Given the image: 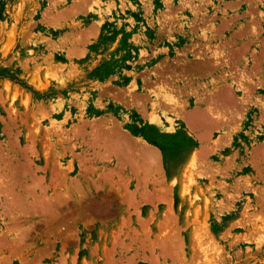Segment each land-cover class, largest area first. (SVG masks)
<instances>
[{
  "label": "rangeland",
  "instance_id": "rangeland-1",
  "mask_svg": "<svg viewBox=\"0 0 264 264\" xmlns=\"http://www.w3.org/2000/svg\"><path fill=\"white\" fill-rule=\"evenodd\" d=\"M128 261L264 264V0H0V264Z\"/></svg>",
  "mask_w": 264,
  "mask_h": 264
},
{
  "label": "bare ground",
  "instance_id": "bare-ground-1",
  "mask_svg": "<svg viewBox=\"0 0 264 264\" xmlns=\"http://www.w3.org/2000/svg\"><path fill=\"white\" fill-rule=\"evenodd\" d=\"M219 53H220V52H219ZM223 53H224V52H223ZM214 55H215V54H214ZM216 56H217V55H216ZM203 59H204V57H203ZM203 59H202V60H203ZM205 61H206V60H205ZM206 62H208V61H206ZM149 84H150V83H149ZM151 86H152V84H151ZM167 88H168V87H167ZM173 89H174V88H173ZM171 90H172V89H171ZM171 90H169V91L171 92ZM174 90H175V91H174ZM174 90H173V91H174V93H175V92H176V89H174ZM179 90H180V88H179ZM166 91H167V89H166ZM172 93H173V92H172ZM174 93H173V94H174ZM182 93H183V92H182ZM178 94H179V93H178ZM213 95H215V93H214ZM226 95H230V94L227 93ZM162 96H163V94H162ZM162 96H161V97H162ZM175 96H177V94H176V95L166 94V95H165V98L168 99L169 101H172V102H173V99H175ZM156 97H157V96H156ZM212 97H213V96H212ZM229 97H230V96H229ZM162 98H164V97H162ZM178 98H179V97H178ZM157 99H158V97H157ZM163 100H164V99H163ZM181 100H182V99H181ZM218 100H219V99H218ZM218 100H217V99L215 100V101H217V102H216L217 104H218ZM161 101H162V99H161ZM161 101H160V102H161ZM169 101H168V102H169ZM178 101H179V100H178ZM157 102H158V101H157ZM162 102H163V101H162ZM165 102H166V101H165ZM168 102H166V103L168 104ZM172 102H171V103H172ZM179 102H182V103H183V101H179ZM179 102H178V103H179ZM154 103H155V102H154ZM163 103H164V102H163ZM166 103H164L166 106H165V105H163V106L167 107V104H166ZM221 103H223V102H221ZM230 103H231V102H230ZM158 104H159V103H158ZM160 104H162V103H160ZM183 104H184V103H183ZM185 104H186V103H185ZM153 105H154V104H153ZM170 105H172V104H170ZM210 105H212V104H210ZM210 105H209V106H210ZM214 105H215V103H214ZM219 105H220V104H219ZM156 106H157V105H156ZM177 106H179V104H178ZM177 106H175V107H177ZM209 106H208V107H209ZM226 106H228V105H226ZM226 106H225V107H226ZM214 107H216V106H214ZM214 107L211 106V107H209V109L212 110ZM225 107H224V108H225ZM177 108H178V107H177ZM179 108H183V107H181V103H180ZM216 108H218V109H222L223 111H225V109H224V108H221V106H220V107H216ZM216 108H215V109H216ZM152 109H153V108H152ZM167 109H168V108H167ZM170 109H172V108H170ZM175 109H176V108H175ZM175 109H174V105H173V112H174ZM200 109H201V108H200ZM204 109H205V108H204ZM204 109H203V110H204ZM206 109H207V108H206ZM206 109H205L204 113H202V111H196V112H193L194 114L191 113V114H189L188 117H187V120H186V121L188 122V123H187L188 128L193 129V130L195 131V133H196V135H195L196 137H194L195 139L192 140V143H194V144H197V142H198L197 140H199V141L202 142L203 140H205V138H209V136L207 135V134H209V133L207 132V134H206V130L209 131V129H210V127H211V125H209V124L212 123L213 126H214V128H215V126H217V122H214V123H216V125H214V123L212 122V120L209 119V120H211V122H208V121H207V120H208L207 118H214V117H212V115H213V114H217V116L219 115V119H222V118H220V117H221L220 115H221V113H222L221 110H220L221 113H220V112H219V114H218V112H217V113H213L212 115H210V116L208 117V115L205 114V112H208V111H206ZM193 110H194V108H193ZM207 110H208V109H207ZM216 110H217V109H216ZM226 110H227V108H226ZM156 111H157V110H156ZM212 111L215 112V110H212ZM217 111H218V110H217ZM185 112H186V111H185ZM187 112H188V111H187ZM150 113H151V112H150ZM208 113H209V112H208ZM204 114H205L207 117H205ZM184 115H186V114H184ZM166 116H167V115H166ZM203 116H204V117H203ZM215 116H216V115H215ZM150 117H151V120H152V124H151V125H152L155 129H158V130H168V131L173 130L174 125H173L172 120H171L170 117L167 116V118H166V120L170 119V121H171L170 125L167 124V122H166L165 119L162 120L163 118H161L159 115H158V116H156V115H152V116H150ZM189 118H190V119H189ZM203 118H204V120H205L204 122H203ZM168 121H169V120H168ZM213 121H215V120H213ZM218 121H219V120H218ZM206 122H208V123H206ZM221 122H223V119H222ZM206 124H208L209 126L207 125L208 127H205ZM219 124H220V123H219ZM105 125H106V123H105ZM218 126H219V125H218ZM113 127H115V126H113ZM116 128H117V127H116ZM212 128H213V127H212ZM212 128H211V129H212ZM110 129H111V127H110ZM117 129H118V128H117ZM205 129H206V130H205ZM76 130H77V129H76ZM89 131H90V130H89ZM122 131H123V130H122ZM72 132H74V131H72ZM77 132H79V131L77 130ZM80 132H81V131H80ZM84 132H86V131H84ZM84 132H83V133H84ZM93 132H94V131H93ZM103 132H104V131H103ZM120 132H121V131H120ZM209 132H210V131H209ZM89 133H90V132H89ZM117 133H118V132H117ZM197 133H198V134H197ZM73 134H76V133H73ZM95 134H96V132H95ZM110 134H111V132H110ZM114 134H116V132L113 133V135H114ZM182 134H183V133H182ZM91 135H92V134H91ZM97 135H98V134H97ZM118 135H120V136H119L120 138L118 137L119 141L125 143V141H123V140H121V139H124V140H125L126 138H122L123 136H122V134H120V133H118L117 136H118ZM206 135H207V136H206ZM71 136H72V135H71ZM117 136H114V137L116 138ZM121 136H122V137H121ZM128 136H129V135H128ZM175 136H176V134H175ZM177 136H178V135H177ZM66 137H68V136L66 135ZM91 137H92V139L94 140V137H93V136H91ZM125 137H126V136H125ZM178 137H179V136H178ZM72 138H73V136H72ZM97 138H98V136H97ZM128 138H130V137H128ZM139 138H140V137H139ZM108 139H109V138H108ZM140 139H141V138H140ZM140 139H139V140H140ZM93 140H92V141H93ZM95 140H97V139L95 138ZM95 140H94V141H95ZM106 140H107V139H106ZM129 140H130V142H132L131 139H128L127 142H128ZM132 140H135V141H136L137 138H136V139H132ZM139 140H138V141H139ZM141 140H142V139H141ZM103 141H104V140H103ZM116 141H118V140H116ZM119 141H118V143H119L118 146H120V144H121ZM135 141H134V142H135ZM142 141H144V145L148 146V147H145V150H144V147L142 148V145H143V144H142V145L138 144V145L141 146L142 150H144L145 153H146V156H144V159H147V160L145 161V160H143V158H142V162L144 161V163L146 162L145 164L148 165L147 163H150V162L152 161V160H150V158H151L150 156L153 157V160H154V157H157V155L161 158V154H162V153H161V151L159 150V148L156 147L157 149H155V150H149V146H150L149 144H151V143H150V140L147 138V136L144 137V140H142ZM142 141H141V142H142ZM189 141H190V140H183V139H181V138H178V142H176L177 145L175 144L176 147H175V145H173L172 148H171L172 151H170V156H169V158H170V163H171V165L177 166V171H178V169L180 168V166H182V165L184 164V162H185L186 160L189 159V154H190V150H191V145H189V144H190ZM96 142H97V141H96ZM113 142H115V141H113ZM103 143H104V142H103ZM103 143L101 144L102 146L105 145V144H103ZM118 143H117V144H118ZM139 143H140V142H139ZM92 144H93V143H92ZM94 144H95V143H94ZM125 144H128V146L126 145V148L128 149L129 145L132 144V143H130V144H129V143H125ZM134 144H135V143H134ZM136 144H137V142H136ZM194 144H193V145H194ZM89 145H90V144H89ZM96 145H98V147L100 146L99 144H96ZM114 145H115V144H114ZM123 145H124V144H123ZM123 145H122V146H123ZM200 145H201V144H200ZM206 145H207V144H206ZM94 146H95V145H94ZM116 146H117V145H116ZM116 146H115V150H116L117 152H115L114 157H116V156L119 157V156H121V155H116V154H117L119 151H121L122 148H121V146H120L121 149H120V148L117 149L118 147H116ZM132 146H133V148H134L135 151H136V150H141V148L138 147V146H136V145H133V144L130 145V147H132ZM201 146H202V145H201ZM124 147H125V145H124ZM130 147H129V148H130ZM150 147H151V146H150ZM154 147H155V146H154ZM104 148H105V146H104ZM146 148H147V151H146ZM151 148H152V147H151ZM92 149H93L92 151H94V148H93V147H92ZM115 150L113 149V150H111V151L114 152ZM118 150H119V151H118ZM123 150H124V148H123ZM130 150H131V148L129 149V152H130ZM132 150H133V149H132ZM98 151H99V150H98ZM98 151H97V152H98ZM111 151H110V155L112 154ZM126 151H128V150L125 149V152H126ZM144 151H143V152H144ZM101 152H102V151H101ZM108 152H109V150H107V153H108ZM121 152H122V151H121ZM140 152H141V151H140ZM140 152H139V155L141 154ZM105 153H106V152H105ZM122 153H123V152H122ZM131 153H132V151H131ZM131 153H128V154L125 153V154H127L128 156H129V154H130V159L132 160ZM135 153H136V152H135ZM135 153H134V155H136ZM137 153H138V152H137ZM182 153L184 154L183 156H182ZM99 154H101V153L98 152V155H96V156H99ZM119 154H120V153H119ZM132 154H133V153H132ZM103 155H104L105 157H102ZM103 155H101L100 157L103 158V159H106V157H107L106 154H103ZM123 155H124V154H123ZM123 155H122V157H123ZM134 155H132V156H134ZM139 155H138V156H139ZM141 155H142V154H141ZM166 155H167V154H166ZM93 156H94V154H93ZM124 156H125V155H124ZM128 156H127V158H128ZM162 156H163V154H162ZM89 157H90V156H89ZM100 157H99V158H100ZM108 157H109V155H108ZM122 157H121V159H124V157H123V158H122ZM139 157H141V156H139ZM90 158H91V157H90ZM95 158H96V157H95ZM119 158H120V157H119ZM127 158L125 157L126 160H127ZM192 158H193V159H192V163H191V164H192V166H194L196 160H195V157H192ZM82 159H83V158H82ZM88 159H89V158H88ZM110 159H111V158H110ZM115 159H116V158H115ZM128 159H129V158H128ZM80 160H81V159H80ZM99 160H100V159H99ZM107 160H109V159L107 158ZM117 160H119V159L117 158L116 161H117ZM140 160H141V159H140ZM166 160H167V159H166ZM85 161H86V160H85ZM134 161H135V160H134ZM121 162H122V161H121ZM121 162H120V163H121ZM136 162H138V160H136ZM136 162H134V163H136ZM122 163H123V162H122ZM144 163H141V165H145ZM127 164H128V163H127ZM131 165H132V164H131ZM139 165H140V164H139ZM141 165H140V167H142ZM151 165H152V163L150 164V166H151ZM85 166H86V165H85ZM92 166H93V165H92ZM123 166H124V165H123ZM150 166H149V165L146 166V168L148 169V170L146 169L147 172H144V171L142 170V173H143V174L146 173V175L150 176V174H147V173H149L151 170H152V172L154 171V169H153V167H152L153 165H152L151 167H150ZM155 166H156V164H155ZM158 166H159V165H158ZM158 166H156V167H154V168H157ZM130 167H131V166H130ZM136 167H137V165H136ZM138 167H139V166H138ZM150 168H152V169L150 170ZM35 169H36V168H35ZM131 169H132V168H131ZM138 169H139V168H137L136 170L134 169V170L137 171ZM141 169H143V168H141ZM144 169H145V168H144ZM149 170H150V171H149ZM155 170H156V169H155ZM157 170H158V168H157ZM114 171H115V170H114ZM130 171H131V170H130ZM130 171H129V172H130ZM132 171H133V170H132ZM148 171H149V172H148ZM116 172H117V171H115V173H116ZM259 172H260V171H259ZM109 173L111 174L112 171L109 172ZM137 173H138V172H137ZM150 173H151V172H150ZM153 173H154V172H153ZM117 174H118V173H117ZM117 174H116V175H117ZM159 174H160V172L158 173V175H159ZM161 174H162V173H161ZM102 175H103V174H102ZM111 175H112V174H111ZM118 175H119V174H118ZM134 175H135V174H134ZM138 175H140V174H138ZM138 175H135V176L138 177ZM30 176H32V175H30ZM143 176H144V175L140 176V177H142V180H143V178L146 179V178L143 177ZM148 176H147V177H148ZM152 176H154V175H152ZM102 177H103V176H102ZM155 177H156V176H155ZM29 178H30V177H29ZM31 178H33V176H32ZM36 178H37V177H36ZM38 178H40V176H39ZM82 178H83V177H82ZM104 178H105V177H104ZM120 178H121V176H120ZM152 178H153V177H152ZM163 178H164V177H163ZM17 179H18V178H17ZM19 179H20V178H19ZM34 179H35V178H34ZM122 179H125V178H122ZM127 179L129 180L130 178H127ZM147 179H148V178H147ZM147 179H146V180H147ZM154 179H155V178H154ZM154 179H153V182H154ZM156 179H157V177H156ZM161 179H162V178H161ZM118 180H119V179H118ZM136 180H141V179H137V178H136ZM158 180H159V179H158ZM31 181H32V180H31ZM114 181L117 182L116 180H114ZM147 181H148V180H147ZM150 181H151V180H150ZM155 181H156V180H155ZM34 182H35V181H34ZM34 182H33V183H34ZM36 182L38 183V185H40V184H39L40 181L38 182V179H37ZM41 182H42V180H41ZM142 182H144V181H142ZM151 182H152V181H151ZM153 182H152V183H153ZM157 182H158V181H157ZM31 183H32V182H31ZM33 183H32V184H33ZM117 183H118V182H117ZM121 183H122V182H121ZM123 183H124V182H123ZM138 183H140V182H138ZM138 183H136V184L138 185ZM145 183H146V181H145ZM154 183H156V182H154ZM28 184H29V183H28ZM34 184L37 185L36 183H34ZM136 184H135V185H136ZM140 184H141V183H140ZM26 185H27V184H26ZM29 185H30L32 188L34 187V189L38 186V185H37V186L35 187V186H32L31 184H29ZM30 186H29V187H30ZM139 186H141V185H139ZM142 186H144V184H143ZM26 187H27V186H26ZM26 187H25V188H26ZM146 187H147V186H146ZM151 187H152V186H151ZM159 187H161V186H159ZM32 188H31V190H32ZM39 188H40V187H39ZM137 188H138V187H137ZM137 188H136V189H137ZM142 188L144 189L145 187H142ZM155 188H156V187L154 186L153 189H155ZM27 189H28V188H26L25 190H27ZM136 189H135V190H136ZM143 189H142V191H143ZM147 189H148V188H147ZM147 189H146V191H147ZM156 189H157V188H156ZM158 189H159V188H158ZM158 189H157V190H158ZM18 190H19V189H18ZM28 190H29V189H28ZM31 190H29V192L27 191V193H29L30 195L32 194V192L30 193ZM128 190H129V189H128ZM137 190H138V189H137ZM157 190H156V191H157ZM161 190H162V188L160 189V191H161ZM21 191H22V190H21ZM32 191H33V190H32ZM162 191H163V190H162ZM14 192H15V191H14ZM128 192H129V191H128ZM128 192H127V193H128ZM16 194H17V193H16ZM35 194H36V193H35ZM133 194H134V193H133ZM133 194H132V196H133ZM155 194H156V193H155ZM160 194H161V193H160ZM160 194H159V195H160ZM33 195H34V192H33V194L31 195L32 198L35 197V196H33ZM130 195H131V194H130ZM134 196H135V195H134ZM141 196H142V195H141ZM22 197H23V196H22ZM26 197H27V196H26ZM132 198H133L132 200H134V201L136 200V201H137V199H134L135 197H132ZM142 198H145V197H142ZM20 199H21V198H20ZM129 199H130V198H129ZM139 199H140V198H139ZM139 199H138V200H139ZM144 200H145V199H144ZM148 200H149V199L147 198V200H145V201H148ZM136 201H135V202H136ZM32 202H33V201H32ZM132 202H133V201H132ZM28 203H30V202H28ZM31 205H32V204H31ZM261 226H262V225H261ZM166 239H167V238H166ZM169 240H171V238H170ZM150 241H151V240H150ZM150 241L148 242L149 245L152 243V242L150 243ZM163 241H164V240H163ZM165 241H166V240H165ZM161 243H162V241L160 242V245H161ZM164 243H165V242H164ZM155 244H156V243H155ZM167 244H168V243H167ZM151 245H152V244H151ZM151 245H150V246H151ZM153 245H154V243H153ZM153 245H152V246H153ZM158 245H159V243H158ZM152 246H151L150 248H153ZM154 246H155V245H154ZM161 246L163 247V245H161ZM173 246H175V245H173ZM173 246L170 247V249L173 248ZM143 247H145V246H143ZM148 247H149V246H148ZM159 247H160V246H159ZM150 248H149V250H150ZM160 248H161V247H160ZM164 248H165V247H163V249H164ZM114 249H115V247H114ZM147 249H148V248H147ZM165 249H167V248H165ZM173 249H174V248H173ZM176 249H177V247H176ZM208 250H209V249H208ZM175 251H176V250H175ZM162 252H163V251H162ZM171 252H173V251H171ZM151 253L153 254V251L150 252V254H151ZM166 253H167V252H166ZM168 253H170V252H168ZM168 253H167V254H168ZM160 254H161V253H160ZM163 254H164V253H163ZM167 254H166V256H167ZM169 255H172V254H169ZM154 256H155V254L153 255V259H154ZM166 256H164V258H165ZM118 258H120V257H118ZM121 258H122V256H121ZM155 258H156V257H155ZM170 258H171V257H170ZM129 259H130V258H129ZM151 259H152V258H151ZM131 260H134V259L131 258ZM131 260H129V261H131ZM164 260H165V259H164ZM129 261H128L127 263H129ZM153 261H155V262H156V261L159 262L157 259L152 260L151 262H153ZM155 262H154V264H155ZM112 263H113V262H112ZM112 263H111V264H112ZM162 263H163V261H162ZM121 264H122V263H121ZM123 264H124V263H123ZM129 264H130V263H129ZM158 264H159V263H158Z\"/></svg>",
  "mask_w": 264,
  "mask_h": 264
}]
</instances>
